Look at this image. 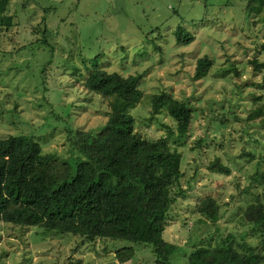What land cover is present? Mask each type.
I'll use <instances>...</instances> for the list:
<instances>
[{"label": "rangeland", "instance_id": "374dc122", "mask_svg": "<svg viewBox=\"0 0 264 264\" xmlns=\"http://www.w3.org/2000/svg\"><path fill=\"white\" fill-rule=\"evenodd\" d=\"M55 1L58 7L48 20L58 47L52 68L42 71L46 52L28 49L34 36L24 18L4 40L0 34V138L26 133L44 152L67 156L68 130L102 125L117 104L114 96L102 98L81 87L83 61L100 54L98 64L104 69L142 74L141 99L128 110L140 136L156 139L166 135L167 128L174 129L166 113L151 115L153 94L185 100L193 110L186 135L168 137L181 154L179 186L185 195L171 206L165 239L212 247L232 233L235 244L259 243L262 232L247 225L241 214L251 202L264 204V129L245 122L253 102L264 96V27L253 16L244 19V3L233 0L234 8H225L229 0H207L204 14L203 0ZM14 8L13 0L9 12ZM173 9L183 14V25L194 34L188 45L176 44L170 33L180 21L171 17ZM36 11L37 4L29 1L23 13ZM159 30L162 35L155 43L162 52L150 38ZM203 55L212 64L204 77L194 80L196 60ZM251 60L260 63L259 71ZM216 157L229 166V174L208 169ZM207 195L223 204L218 232L197 213L198 202ZM106 246L97 239L84 241L0 222V264H116L113 249ZM136 258L134 264H152L148 250L139 249ZM186 258L177 263L186 264Z\"/></svg>", "mask_w": 264, "mask_h": 264}, {"label": "trees", "instance_id": "16d2710c", "mask_svg": "<svg viewBox=\"0 0 264 264\" xmlns=\"http://www.w3.org/2000/svg\"><path fill=\"white\" fill-rule=\"evenodd\" d=\"M11 1L0 0L2 40L24 18L30 24L29 33L34 36L28 49L31 53L46 52L48 60L42 71L48 66L52 68L58 47L48 20L58 7L56 1L14 0V11L9 12ZM29 1L37 4L38 12L23 13ZM232 1L224 3L225 8H234ZM241 1L244 19L253 16L254 22L264 27V0ZM203 4L206 14L207 0ZM171 14L180 19L170 31L175 43L190 44L194 34L183 25L186 23L181 17L183 14L177 13V9ZM31 19L38 22L31 24ZM162 22L160 26H164L165 21ZM25 32H22L24 36ZM156 33L150 38L154 48L162 52V46L155 43L156 37L162 35L161 30ZM99 57L100 54L83 61L86 73L80 78L81 87L102 98L114 96L117 104L109 110L102 125L68 130L67 156L44 152L37 139L26 133L0 138V222L38 227L46 233L72 235L84 241L97 239L107 248L110 244L116 264H134L139 249L151 252L152 264H178L184 256L186 264H264V204L259 200L246 205L241 214L247 225L262 232L256 245L244 240L235 244L232 233L222 244L212 247L204 243L179 245L165 239L171 206L185 195L179 186L181 154L168 142V137L186 135L193 110L185 100L165 93L153 94L151 115L166 113L173 120L174 129L167 128V134L156 139L140 136L128 110L141 99L142 74L109 71L98 64ZM251 63L255 71L261 69L257 60ZM211 64L207 55L199 57L193 79L204 77ZM250 121L264 129V96L248 109L245 122ZM242 155L252 156L249 152ZM208 169L225 175L230 173L229 166L218 157L209 162ZM260 176L264 178V171ZM222 206L213 196L202 198L197 204L200 221L220 231Z\"/></svg>", "mask_w": 264, "mask_h": 264}]
</instances>
